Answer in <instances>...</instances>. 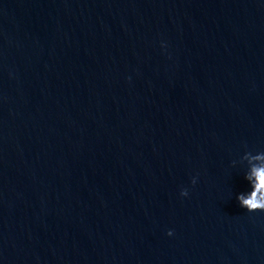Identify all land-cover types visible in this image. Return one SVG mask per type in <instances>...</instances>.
I'll use <instances>...</instances> for the list:
<instances>
[{
    "label": "water",
    "instance_id": "1",
    "mask_svg": "<svg viewBox=\"0 0 264 264\" xmlns=\"http://www.w3.org/2000/svg\"><path fill=\"white\" fill-rule=\"evenodd\" d=\"M259 152L264 0H0V264H264Z\"/></svg>",
    "mask_w": 264,
    "mask_h": 264
},
{
    "label": "clouds",
    "instance_id": "2",
    "mask_svg": "<svg viewBox=\"0 0 264 264\" xmlns=\"http://www.w3.org/2000/svg\"><path fill=\"white\" fill-rule=\"evenodd\" d=\"M235 166V163H233ZM243 178L250 186V191L237 192L235 195L236 200L241 208L252 213L256 211H264V152L253 154V159H245L243 164ZM192 183H196L194 177ZM182 197L188 196L187 189H182L180 192ZM168 235H172L169 231Z\"/></svg>",
    "mask_w": 264,
    "mask_h": 264
}]
</instances>
